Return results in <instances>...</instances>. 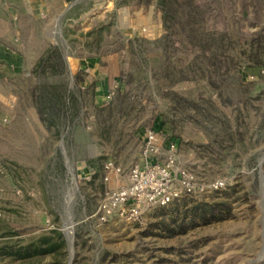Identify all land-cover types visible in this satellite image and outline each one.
<instances>
[{"label": "rangeland", "instance_id": "1", "mask_svg": "<svg viewBox=\"0 0 264 264\" xmlns=\"http://www.w3.org/2000/svg\"><path fill=\"white\" fill-rule=\"evenodd\" d=\"M117 1L0 0V264H264V49L259 63L249 56L264 34L250 27L238 39L237 66L220 87L200 72L170 86L162 53L139 61L126 47L164 34L157 5ZM115 32L125 48L112 50ZM178 45L167 62L180 69L195 50ZM50 47L65 52L66 71L56 57L41 62ZM62 83L79 101L60 109ZM166 90L200 103L198 114L175 109ZM148 129L165 149L175 142L178 167L203 190L133 223L97 224L89 217L103 193L124 181L105 182L103 163L127 173ZM217 180L222 189L207 188ZM48 239L42 255L12 254Z\"/></svg>", "mask_w": 264, "mask_h": 264}, {"label": "trees", "instance_id": "2", "mask_svg": "<svg viewBox=\"0 0 264 264\" xmlns=\"http://www.w3.org/2000/svg\"><path fill=\"white\" fill-rule=\"evenodd\" d=\"M66 1L72 3L76 0ZM131 1L118 0L115 6L127 5ZM152 1L155 2L161 12L162 26L165 29L164 34L155 40L130 39L126 47L139 61L144 60L145 53L151 51L162 53L163 77L169 82L170 86H174L182 80L193 79V76L188 75L195 76L197 72H200V75L207 76L209 86L214 89L220 87L223 83L232 79L230 73L237 66V61L230 52L235 47L238 39L250 34V27L255 29L253 32L251 31V34H264V0H135V4L148 5ZM77 6L79 4H75L74 8ZM102 27L101 23H96L93 31L89 33L94 32L96 34L94 42L96 50L101 47L99 40ZM181 42H186L188 46L192 47L195 54L185 67L178 69L174 65L171 66L173 63L167 62V59L179 51L180 46L178 44ZM123 48L125 47L122 37L118 32H115L112 50ZM262 49H264V44H258L253 47V54L249 55L257 63L262 61L259 58ZM6 54H9V52ZM64 56L65 52L62 49L50 47L41 62L56 57V66L66 71L67 66L65 65ZM5 59H8V57L5 56ZM153 77L154 74H151L150 78ZM164 94L172 98L175 109L181 110L185 106L194 109V113L185 112L191 118L198 114L202 106L200 103L193 102L186 97H180L171 90L164 91ZM53 96V100L60 109L67 108L74 102L78 103L79 101L73 91L67 87V84L65 87V83L61 84L59 89L53 93ZM161 125L156 123L154 130L159 131ZM177 200L179 199L174 201ZM58 237L62 243H65L64 238ZM50 245L48 239L42 241L39 246L35 245L31 249L22 251L17 250L12 254L20 258H30L35 252L42 255L46 247Z\"/></svg>", "mask_w": 264, "mask_h": 264}, {"label": "built area", "instance_id": "3", "mask_svg": "<svg viewBox=\"0 0 264 264\" xmlns=\"http://www.w3.org/2000/svg\"><path fill=\"white\" fill-rule=\"evenodd\" d=\"M144 132L140 159L127 173L110 160L103 163L105 182L109 183L115 177H122L124 181L103 193L96 211L89 217L97 224L115 218L133 223L150 208L165 207L178 198L203 190L195 187L187 170L178 167L175 142L171 141L165 149L164 140H160L154 130ZM223 187L224 182L220 180L207 186L213 191Z\"/></svg>", "mask_w": 264, "mask_h": 264}, {"label": "water", "instance_id": "4", "mask_svg": "<svg viewBox=\"0 0 264 264\" xmlns=\"http://www.w3.org/2000/svg\"><path fill=\"white\" fill-rule=\"evenodd\" d=\"M73 177V176H72ZM262 193L264 196V189H263V183H262ZM65 237H67V241H68V250H69V254H71V258H72V253H73V233H72V229L70 234L68 235L66 232H64ZM71 260V259H70Z\"/></svg>", "mask_w": 264, "mask_h": 264}, {"label": "bare ground", "instance_id": "5", "mask_svg": "<svg viewBox=\"0 0 264 264\" xmlns=\"http://www.w3.org/2000/svg\"><path fill=\"white\" fill-rule=\"evenodd\" d=\"M71 228V227H70ZM70 228H68V234H70V232H71V229Z\"/></svg>", "mask_w": 264, "mask_h": 264}, {"label": "crops", "instance_id": "6", "mask_svg": "<svg viewBox=\"0 0 264 264\" xmlns=\"http://www.w3.org/2000/svg\"><path fill=\"white\" fill-rule=\"evenodd\" d=\"M76 1H78V0H76ZM151 9H152V8H151ZM151 9H150V11H151ZM65 10H66V9H65ZM65 10H64V11H65ZM124 171H125V170H124ZM126 171H127V170H126ZM128 171H129V170H128Z\"/></svg>", "mask_w": 264, "mask_h": 264}]
</instances>
